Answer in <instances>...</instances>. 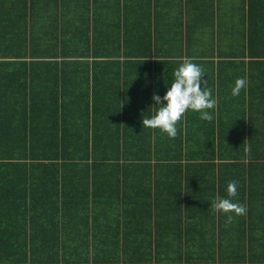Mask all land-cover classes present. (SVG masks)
<instances>
[{"label":"crops","instance_id":"crops-1","mask_svg":"<svg viewBox=\"0 0 264 264\" xmlns=\"http://www.w3.org/2000/svg\"><path fill=\"white\" fill-rule=\"evenodd\" d=\"M185 59L217 104L169 138L140 121ZM20 119L39 149L34 129L46 145L60 122L75 143V120L82 143L64 149L97 157L61 160L57 175L36 157L0 161V264H120L115 247L131 248L127 264H264V0H0V141ZM230 180L247 211L227 222L209 198Z\"/></svg>","mask_w":264,"mask_h":264},{"label":"clouds","instance_id":"clouds-1","mask_svg":"<svg viewBox=\"0 0 264 264\" xmlns=\"http://www.w3.org/2000/svg\"><path fill=\"white\" fill-rule=\"evenodd\" d=\"M203 69L191 59L178 62L171 73V79L165 86L161 96L154 92L151 96L154 111L141 118V125L150 129H159L169 138L177 135V121L181 120L187 111L196 112L199 118L205 121L213 119V112L217 104L212 90L206 87L207 81L203 79ZM245 77H238L231 87V95L238 96L241 89L246 88ZM238 182L230 180L226 184L225 196H212L209 198L214 213L225 215L226 221L231 222L234 216L244 215L247 208L244 204L234 201L237 196ZM209 200H206L209 202Z\"/></svg>","mask_w":264,"mask_h":264},{"label":"trees","instance_id":"trees-1","mask_svg":"<svg viewBox=\"0 0 264 264\" xmlns=\"http://www.w3.org/2000/svg\"><path fill=\"white\" fill-rule=\"evenodd\" d=\"M256 40H253L252 38L249 39V49L252 52L257 53V51L254 50H258V44ZM254 53V54H255ZM27 66V62L23 60V62L20 64V76H19V85L21 90L23 89L24 91L27 90V76L26 72L27 69H22V68H26ZM24 101V100H22ZM14 124H16V120H13ZM71 124L68 126L70 129L69 134H71V137L74 138L75 137V143L73 140L66 138V134H63L60 136L59 135V126H60V122H56L55 124L51 123V131L50 134L47 135V137H45L46 140V145L45 143H42L41 141V129H34L35 133L39 132V137H40V143L39 146L44 147L46 146V149H39V148H35L37 145L34 146V142L33 141V129H30L29 131V120H19V125L16 128H12L11 132L12 133H16L15 135L10 136V139L8 138L5 140V138H1L0 141V161L5 160V159H11V160H26L29 159L30 156L31 157H36V158H40V159H44V160H48L50 165H45L46 168L52 169L53 172H56L57 175V170L59 169V165L60 164L59 161L61 160H68V159H80V160H88L90 158H96L97 157V152H93L91 149H64L65 144L70 143L71 146H74L73 144L78 145L77 143L81 142L82 143V139H78L75 135V133L73 132V128H74V123L75 120H70ZM31 122V121H30ZM69 122V121H68ZM40 124H42V121L40 122ZM66 124V123H65ZM56 126L55 129H53V126ZM32 128V127H31ZM74 134V136H73ZM87 139L86 141H88L90 139L89 135H87ZM36 143V142H35ZM3 145V146H2ZM2 146V147H1ZM8 147L9 149H3V147ZM79 146V145H78ZM61 147H63V149H60ZM31 150H30V149ZM120 152L115 151V154L117 156V154H119ZM195 153V152H194ZM222 153V152H221ZM193 155V152H192ZM196 155L198 156H202L204 158L210 157L212 156V159H215V152L214 149L213 150H208V151H199ZM53 173V174H54ZM126 248H120V247H115V253H116V262L118 260L122 261L120 264H127L130 261H134L133 259V255H130L128 252L131 249L125 250ZM136 250L138 249L139 251H142L141 254V260L139 262L143 263H151L153 261V251L154 248H135ZM264 252V248H261ZM1 250V248H0ZM251 249H248V251L251 252ZM126 252V254L124 256L121 255L122 252ZM84 252L86 254V249H84ZM252 253V252H251ZM253 257H257L256 259L259 258V256H261L260 252H256V253H252ZM132 257L131 259L128 256ZM25 257L24 252H21L18 256L17 259L21 260ZM255 260V258H254ZM126 262V263H125ZM138 262V261H137ZM18 264H22L18 261ZM130 264H133L130 263ZM239 264H247L245 262V260H243L242 262H239ZM249 264V263H248Z\"/></svg>","mask_w":264,"mask_h":264}]
</instances>
